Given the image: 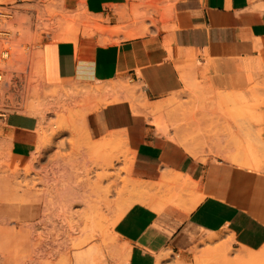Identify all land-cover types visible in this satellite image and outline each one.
I'll use <instances>...</instances> for the list:
<instances>
[{"label":"crops","instance_id":"1","mask_svg":"<svg viewBox=\"0 0 264 264\" xmlns=\"http://www.w3.org/2000/svg\"><path fill=\"white\" fill-rule=\"evenodd\" d=\"M151 1L159 4L154 18L158 23L145 35L139 24L115 27L123 23L126 12L131 16L136 0H63L67 10H78L72 14L82 13L102 26L108 20L112 29H122L113 37L123 34L127 39L114 42L112 33L102 40L99 35H81L62 42L46 40L42 45L47 85H99L94 88L100 92L91 96L99 98L98 110L84 122L89 140V134L97 140L87 154L95 157L98 142L123 136L131 152L130 177L142 183V189L132 195L133 204L117 214L116 242L106 247L115 257L106 261L92 245L76 252L72 264H158L165 255L189 262L213 238L231 243L238 254L264 248V165L253 149L260 142L258 156L264 158V0ZM185 93L209 95L213 98L210 108L221 103L223 108H245V98L252 104L261 98L263 122H255L259 130L254 133L248 118L236 121L241 124L243 147L219 148L211 154L208 149L197 152L188 144L196 150L193 155L166 127L165 117L163 122L156 118L178 104ZM134 102L148 110L135 112ZM158 103L168 106L157 112ZM39 127L36 116L0 112V154L13 165L25 167L44 141ZM18 172L19 168L0 180V191L20 177ZM101 203L97 197L92 210L102 212ZM33 206L19 215L35 219ZM75 220L71 214L65 220L69 237L78 227ZM86 220L88 232L99 229V216ZM39 242L47 248L57 240ZM10 254L8 245L1 242L0 256ZM161 264L170 261L164 259Z\"/></svg>","mask_w":264,"mask_h":264},{"label":"rangeland","instance_id":"2","mask_svg":"<svg viewBox=\"0 0 264 264\" xmlns=\"http://www.w3.org/2000/svg\"><path fill=\"white\" fill-rule=\"evenodd\" d=\"M136 1L138 3L134 5L131 16L126 12L123 23L115 27L139 24L148 35L151 27L158 23L154 18L159 15V4L151 0ZM0 3L14 4L17 9L11 27L10 57L1 64L6 86L1 91L0 112H20L40 120L36 110L45 109L50 103L46 107L52 109L45 113L46 125L50 132L56 127V134L50 136L49 145L45 144L43 156L39 157L37 163L33 162L35 157L32 156L25 167H21L19 164L13 165L6 155L0 154V180L9 178L17 168L20 176L16 180L11 179L8 187L0 191V243L7 244L12 251L8 256H0V264H72L76 252L92 245L105 255L106 261L113 259L115 256L106 248L116 242L113 225L119 210L125 212L134 201L132 195L135 191H129L125 183L130 176L123 171L130 153L125 145H120L119 149L111 147L108 151L106 148L103 150L104 141H101L96 144L99 150L95 152V157L87 154L94 147L92 142L97 140L89 134L90 142L84 122L92 112L98 110L95 105L99 98L91 96L95 90L96 93L100 92L99 88H94L99 85L77 82L86 89L47 85L43 73L42 45L46 40L62 42L81 35H99V40L108 39L109 34L112 33L113 37L118 29H112L115 27L109 26L108 20L103 23L104 27L82 13L72 14L78 10H67L63 0H0ZM101 28L107 31H98ZM122 38L127 39L123 34L113 37L114 42ZM71 96L75 97L71 100ZM182 97L178 104L168 108L164 115H156V118L163 122L165 117L166 127L175 133L182 145L189 144L197 152L208 149L211 154H217L215 151L219 148L238 149L245 140H237L241 124L236 121L248 118L254 133L259 130L256 123L263 122L259 113L261 98H257L254 104L245 98V108H223V103L210 108L213 98L207 94L185 93ZM59 123L65 128L60 129L62 126ZM259 146L260 142L254 144V154L264 165V158L258 156ZM29 167L32 170L26 174ZM97 197L102 200V212L92 210ZM31 204L35 205V219L33 216L19 215L22 209ZM70 214L76 217L78 227L69 237L65 234V220ZM97 216L101 218L99 229L88 232L86 219ZM45 239L57 242L42 248L39 241ZM204 248L203 261L206 258L212 261L213 256L218 255V248L228 249V258L239 255V250L231 243L219 241L218 238L213 243H204L189 262L178 255L171 257L174 260H170V257L167 259L170 264H198L197 255H201L199 251ZM50 252L53 253L52 257L48 255Z\"/></svg>","mask_w":264,"mask_h":264},{"label":"bare ground","instance_id":"3","mask_svg":"<svg viewBox=\"0 0 264 264\" xmlns=\"http://www.w3.org/2000/svg\"><path fill=\"white\" fill-rule=\"evenodd\" d=\"M122 30V29H121ZM121 30H117L115 33H119ZM98 31H100V32H105V31H107L106 29H104V28H101L100 30H98ZM123 33V32H122ZM125 33H127V31L126 32H124V34ZM129 33V32H128ZM137 34H130L129 35V37H133V36H136ZM41 61V60H40ZM42 63V62H41ZM32 64H34V63H32ZM38 66V65H37ZM86 89V88H85ZM106 89H109V88H106ZM115 90H117V89H115ZM98 91V90H97ZM102 91V90H101ZM104 91V90H103ZM108 91V90H107ZM112 90L110 89V92H111ZM95 92H96V90H95ZM109 92V93H110ZM117 92H118V90H117ZM98 93V92H97ZM115 93V92H114ZM79 94V93H78ZM106 94H107V92H106ZM112 94V93H111ZM73 95H75V94H73ZM104 95H105V93H104ZM110 95V94H109ZM123 96V95H122ZM63 97V96H62ZM72 97V96H71ZM75 97V96H74ZM74 97H72L71 98V100L74 98ZM68 98V97H67ZM66 98V99H67ZM120 98V96L118 95L117 96V99H116V101H118V100H120L119 99ZM125 98V97H124ZM131 98V97H130ZM121 99H123V98H121ZM128 99V98H127ZM137 99V98H136ZM132 101V100H131ZM138 102V101H137ZM115 103V102H114ZM132 104H134L133 106H134V110H135V112H138L139 113V111L140 110H142V111H144V110H148V106H140V108L138 107V105L137 104H139V103H132ZM168 104V103H167ZM169 104H174V103H172V102H170ZM50 105V103L47 105V106H49ZM67 105V104H66ZM141 105V104H140ZM46 106V107H47ZM166 106H168V105H166L165 103H158V104H156L155 105V107H154V109L157 111V112H162L163 110H164V108L166 107ZM171 106V105H170ZM45 107V109H42V110H36V112L40 115V124H41V129H40V131H39V134L41 135V137L43 136V139H44V141L41 143V146L38 148V150H36L37 151V156L34 158V163H35V161H36V163H37V161H38V159H39V157L41 156V154L43 153L42 151L44 150V146H45V144H48V141L50 140V136L52 135V133L54 134L55 133V129H56V127L54 128L53 127V129H52V132H50V129L47 127V125H46V123H47V117H46V114L50 111V110H52L51 108H46ZM68 107V106H67ZM66 109V108H65ZM67 110V109H66ZM47 112V113H46ZM73 112V111H72ZM46 113V114H45ZM142 113V112H141ZM48 124V123H47ZM60 124L61 123H59V126H60ZM61 126L62 127H59L60 129L61 128H65L62 124H61ZM54 131V132H53ZM56 134V133H55ZM115 135V134H114ZM238 138V137H237ZM234 139H235V137H234ZM237 140H239V139H237ZM237 140H236V142H237ZM50 143V142H49ZM240 143V142H239ZM51 144V143H50ZM110 144L111 145H114V147L116 148V147H118V149H119V146L120 145H125L126 147H127V149H128V146H127V140L123 137V136H121V135H118V136H114L113 138L111 137V139L110 140H105L104 142H103V145H104V148H107L108 146H110ZM243 144V143H242ZM49 145V144H48ZM186 148H187V150H188V152H190L191 154H193V155H196L197 153H196V150H194V149H192L191 147H189L188 146V144H183ZM241 147H243V145H241ZM43 149V150H42ZM123 150V149H122ZM129 153H131L130 152V150L128 149L127 150ZM126 151V152H127ZM249 151H250V149H249ZM36 154V153H35ZM120 154V153H119ZM130 155V154H129ZM115 157V156H114ZM33 163V164H34ZM131 163H132V158H131V156L128 158V160L126 161V165H127V167H125L124 169H123V171L125 172V173H127L129 176H130V166H131ZM244 163V162H243ZM243 165V164H242ZM246 166H248V167H250V168H258V166H253L252 164H248V163H246L245 164ZM31 170H32V168L31 167H29V168H27L26 169V174H28V173H30L31 172ZM105 177H107L108 178V175H106ZM175 180V179H174ZM139 182V181H138ZM137 181H135L134 179H132L131 177H130V180L129 181H126L125 183H126V185L129 187L128 189H129V191H138V189L141 187V184H139ZM144 185V184H143ZM144 187V186H143ZM141 189H142V187H141ZM72 228V230H74V227H71ZM218 238H213L212 240H211V243H213V241H215V240H217ZM223 248V247H222ZM222 248H218L219 249V251H218V255H214L213 257V260L212 261H208V259L206 258V260H202V257H204V255H205V250L204 251H199L200 253H201V255L200 254H198L197 256H198V258L196 259V261L198 262V264H199V262L201 263V264H262V263H264V248H262L261 250H259V251H257V252H249V253H247V254H239V255H237V256H235V257H233L232 259L231 258H228L227 257V250L226 249H222ZM221 252V253H220ZM229 252V251H228ZM195 257V256H194ZM167 258H169V256L168 255H165L164 257H161L160 258V261L158 262V264H161L162 263V261L164 260V259H167Z\"/></svg>","mask_w":264,"mask_h":264},{"label":"built area","instance_id":"4","mask_svg":"<svg viewBox=\"0 0 264 264\" xmlns=\"http://www.w3.org/2000/svg\"><path fill=\"white\" fill-rule=\"evenodd\" d=\"M16 13L17 9L14 4L0 3V98L2 88H5L6 86L1 64L10 57L11 47H9V44L13 37L11 27L14 25Z\"/></svg>","mask_w":264,"mask_h":264}]
</instances>
